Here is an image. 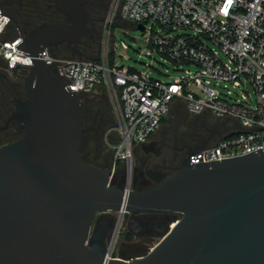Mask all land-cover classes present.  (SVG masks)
<instances>
[{"label":"water","instance_id":"water-1","mask_svg":"<svg viewBox=\"0 0 264 264\" xmlns=\"http://www.w3.org/2000/svg\"><path fill=\"white\" fill-rule=\"evenodd\" d=\"M55 2L69 22L42 24L27 38L5 11L9 0L0 2L18 49L33 58L14 70L27 71V98L8 120L22 136L0 147V264H264V150L201 164L187 157L172 175L154 172L156 186L145 190L114 185L110 169L83 159L78 95L40 57L79 43L91 15L81 0ZM106 212L180 218L146 256L124 260L108 256L105 227L93 231Z\"/></svg>","mask_w":264,"mask_h":264},{"label":"built area","instance_id":"built-area-1","mask_svg":"<svg viewBox=\"0 0 264 264\" xmlns=\"http://www.w3.org/2000/svg\"><path fill=\"white\" fill-rule=\"evenodd\" d=\"M110 11L101 60L61 59L50 48L40 59L78 96L106 90L116 119L115 164H131L136 147L156 133L174 103L191 115L211 114L233 123L216 144L193 148L192 164L264 150V0H114ZM114 20L143 27L145 58L159 56L176 71L184 66L194 71L166 82L121 67L115 59ZM10 25L11 18L0 10V55L14 72L18 65L32 66L33 58L18 49L20 35L2 40ZM121 47L130 49L124 42ZM108 256L113 258L110 248Z\"/></svg>","mask_w":264,"mask_h":264},{"label":"rangeland","instance_id":"rangeland-1","mask_svg":"<svg viewBox=\"0 0 264 264\" xmlns=\"http://www.w3.org/2000/svg\"><path fill=\"white\" fill-rule=\"evenodd\" d=\"M16 2L18 4L17 7H19V10H16L20 17H23L25 12L29 14L31 29L44 23L66 22V16L58 11L53 0H16ZM111 16L110 10L105 11L100 21L97 22V24L94 23L91 25L88 35H86L81 42L73 48L66 49L64 46L59 45L51 47L50 52L53 50V53L61 59H63L62 57H72L87 60L98 58L101 60L107 51V46L105 45V32L107 25H110L111 23ZM113 31L118 47L115 59L121 67L133 68L137 71L149 74L154 79L166 82H173L176 77L183 75L186 70L194 71L193 68L188 66H184L180 68L179 71H176L171 62H165L160 59L159 56L145 58V50L142 44L143 34L130 23L114 20ZM18 34L17 29L12 24L3 35L2 40L14 38L15 36H18ZM123 42L128 45L130 49L124 50L121 47ZM26 75V70H18L16 72L9 71L6 66V62L0 55V84L4 81L8 82L11 86L16 87L15 94H24L23 84ZM1 97L2 95L0 94V100L2 99ZM78 98L82 105L86 120L90 119V116L96 117V124H99L101 128V148L99 149L98 144L94 143L97 150L94 153L93 160L97 161V159H99V151H107V153L110 154L109 166L113 174L112 183L121 188L134 190V185L132 184L131 179L136 154H134L130 165L125 162H118L115 164L114 161L111 143L115 142L117 139L113 130L116 127V119L108 93L105 89L99 88L90 93L80 95ZM179 106L180 105H178V103H174L172 105L171 114L175 112ZM106 111L111 117V122L109 123H104L106 116L102 118L99 117V114L107 113ZM166 118V120H168L169 116ZM87 127L89 128V125H86V128ZM19 137L20 135L13 134L10 135L8 139L9 142H12ZM86 148L87 146L85 149ZM90 155L91 154L89 152L83 153V156L87 161ZM117 172H120L122 175V180H119L118 182L114 176ZM102 216H106L111 221L114 230L113 235L108 238L110 254L113 258H120L124 260H131L132 258L134 259L146 256L170 230L172 226L171 223L180 218L179 215L171 214L167 216L166 222L163 221V226L156 225L157 228L160 229L159 232L155 231L151 227L149 228L150 230L143 233L138 226L135 228L131 227V219L127 214L106 212L100 213L97 218ZM136 221L137 220L133 219V223H136ZM95 228L96 222L93 224V231ZM126 233H130L132 235L131 240H126Z\"/></svg>","mask_w":264,"mask_h":264},{"label":"flooded vegetation","instance_id":"flooded-vegetation-1","mask_svg":"<svg viewBox=\"0 0 264 264\" xmlns=\"http://www.w3.org/2000/svg\"><path fill=\"white\" fill-rule=\"evenodd\" d=\"M3 1L7 0H0V2ZM81 1L84 3L87 11L91 15V19H89L88 24L89 33L91 25L94 23L97 24L105 11L111 10L114 0ZM9 2L11 4L6 7V9L17 18L18 23L23 31V36L27 38L31 32L39 26L31 29L29 14L25 12L23 16L24 18L20 17L19 13H17L19 7H17L18 4L16 0H9ZM53 2L56 4L55 0H53ZM58 11L62 13L59 9ZM68 22L69 20L66 16L65 23ZM79 43H61L52 45L51 47L61 45L66 49H70ZM23 88L24 94L19 93L17 95L15 94L16 87L11 86L10 83L4 81L2 84H0V94L2 95V99L0 100V145L2 146L11 143L8 139L10 135L18 134L20 137L22 136V133L17 130L11 122L8 123V120L16 109L15 102L24 101L27 98L24 84ZM170 114L171 111L168 114L169 119L166 120V118L163 121L156 133L146 143L136 147L135 149L134 154H136V158L134 160L133 175L131 179L132 184L134 185V190H145L155 187L156 185L153 181V179H155L154 172L161 170L168 175L176 173L179 166L186 160L193 148L202 145L208 146L216 144L223 137L225 129L233 125L232 121L227 119H219L211 114H203L199 116L191 115L183 105H180L175 112H173L171 115ZM105 116L106 118L104 119V123L111 122V117L108 112L99 114L100 118ZM96 122V117L90 116V119L87 120L84 117L83 127L85 131V144L81 150V155L85 160L83 153L89 152L91 155L88 161L85 160L86 162L99 168L110 169V154H108L107 151L98 150L99 159H97V161L93 160L94 153L97 150L94 143H97L100 149L102 136L101 128L99 124H96ZM86 125H89V128H86ZM86 146L87 148L85 149ZM142 146L145 147V150L142 149ZM114 176L117 182L122 180V175L120 172H117ZM169 215L171 214H141L132 217L131 220L132 223L133 219L137 220L136 223H133L134 228L138 226L143 233L147 230H150L149 228L151 227L155 231L159 232L160 229H158L157 226H163V221L166 222L167 216ZM95 222L96 227L103 226L106 228L108 239L111 236V232L113 230L111 221L106 216H102L96 218Z\"/></svg>","mask_w":264,"mask_h":264},{"label":"trees","instance_id":"trees-1","mask_svg":"<svg viewBox=\"0 0 264 264\" xmlns=\"http://www.w3.org/2000/svg\"><path fill=\"white\" fill-rule=\"evenodd\" d=\"M49 48H51V47H49ZM51 53H52V55H54L55 57H59V56H57L56 54H54L53 53V50H51ZM62 58H72V57H62ZM77 59V58H76ZM91 60V59H90ZM92 60H95V61H98L99 59L97 58V59H92ZM125 238H126V240H131V238H132V235L130 234V233H126L125 234ZM124 257V256H123ZM125 258V257H124ZM128 258V257H127Z\"/></svg>","mask_w":264,"mask_h":264},{"label":"bare ground","instance_id":"bare-ground-1","mask_svg":"<svg viewBox=\"0 0 264 264\" xmlns=\"http://www.w3.org/2000/svg\"><path fill=\"white\" fill-rule=\"evenodd\" d=\"M175 224H173L172 226H174Z\"/></svg>","mask_w":264,"mask_h":264}]
</instances>
